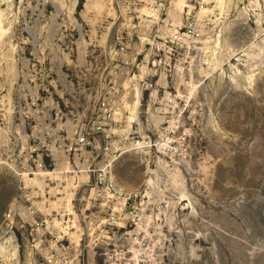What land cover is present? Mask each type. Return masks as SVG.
I'll list each match as a JSON object with an SVG mask.
<instances>
[{
  "label": "rangeland",
  "instance_id": "obj_1",
  "mask_svg": "<svg viewBox=\"0 0 264 264\" xmlns=\"http://www.w3.org/2000/svg\"><path fill=\"white\" fill-rule=\"evenodd\" d=\"M0 264H264V0H0Z\"/></svg>",
  "mask_w": 264,
  "mask_h": 264
},
{
  "label": "bare ground",
  "instance_id": "obj_2",
  "mask_svg": "<svg viewBox=\"0 0 264 264\" xmlns=\"http://www.w3.org/2000/svg\"><path fill=\"white\" fill-rule=\"evenodd\" d=\"M130 99V98H129Z\"/></svg>",
  "mask_w": 264,
  "mask_h": 264
}]
</instances>
